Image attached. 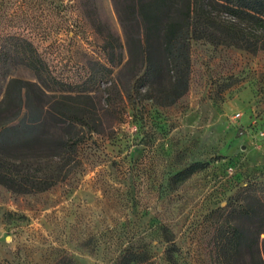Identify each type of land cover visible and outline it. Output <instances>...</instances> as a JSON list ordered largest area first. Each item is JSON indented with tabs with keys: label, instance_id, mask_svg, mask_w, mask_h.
I'll list each match as a JSON object with an SVG mask.
<instances>
[{
	"label": "rangeland",
	"instance_id": "rangeland-1",
	"mask_svg": "<svg viewBox=\"0 0 264 264\" xmlns=\"http://www.w3.org/2000/svg\"><path fill=\"white\" fill-rule=\"evenodd\" d=\"M127 4L0 0V97L13 77L35 80L21 58L30 48L72 79L104 60L108 32L123 44L113 87L92 92L99 132L80 143L76 167L43 191L0 184V264H57L63 256L118 264L128 248L146 251L140 264H225L219 207L240 186L264 181V49L193 40L187 92L167 106L133 104L142 66L126 52ZM194 161L208 165L171 184Z\"/></svg>",
	"mask_w": 264,
	"mask_h": 264
},
{
	"label": "trees",
	"instance_id": "trees-1",
	"mask_svg": "<svg viewBox=\"0 0 264 264\" xmlns=\"http://www.w3.org/2000/svg\"><path fill=\"white\" fill-rule=\"evenodd\" d=\"M124 1L126 52L142 66L131 90L133 104L151 99L167 106L187 92L193 40L251 52L264 49V0ZM122 45L108 32L101 45L104 60L72 79L56 73L35 49L21 52L35 80L13 77L0 97V184L17 193L43 191L76 167L80 143L99 132L98 93L92 92L113 87L111 66L122 61V50L115 51ZM207 165L188 164L171 177V184ZM219 209L225 211L217 236L225 264H264V181L240 186ZM147 258L146 251L128 248L118 264H140ZM56 263L75 264L67 256Z\"/></svg>",
	"mask_w": 264,
	"mask_h": 264
}]
</instances>
